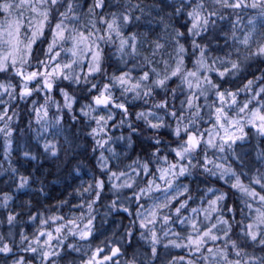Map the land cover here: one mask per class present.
I'll list each match as a JSON object with an SVG mask.
<instances>
[{
  "label": "clouds",
  "instance_id": "1",
  "mask_svg": "<svg viewBox=\"0 0 264 264\" xmlns=\"http://www.w3.org/2000/svg\"><path fill=\"white\" fill-rule=\"evenodd\" d=\"M229 2L0 0V22L20 23L14 63L0 36V264H264V131L249 123L264 101V0ZM218 92L237 100L225 106L234 141L213 128ZM217 196L193 229L191 209ZM50 216L65 218L61 233L40 224ZM211 225L218 239L193 247Z\"/></svg>",
  "mask_w": 264,
  "mask_h": 264
},
{
  "label": "snow or ice",
  "instance_id": "2",
  "mask_svg": "<svg viewBox=\"0 0 264 264\" xmlns=\"http://www.w3.org/2000/svg\"><path fill=\"white\" fill-rule=\"evenodd\" d=\"M31 3L32 0H20V4L23 6H28L31 7ZM99 7V4L97 5ZM9 7V12H10V7ZM226 7H231V8H241V7H247L246 3H242L241 0H230V2L226 5ZM33 11H36V9H32ZM200 20V16L199 14H197V21ZM195 26V24H194ZM109 27H112V25H109ZM20 30V23H19V18L18 17H11L6 19L3 22H0V36H3L5 34H7L8 37V43L10 44V51L8 53V56H10L12 58L13 63L16 60V57L19 54V41H18V33ZM59 37L61 39H63L64 37V31L61 30L60 33L58 34ZM81 39L86 40L87 37L81 33L80 34ZM74 41H76L77 43H79V41L77 40L76 37L73 38ZM7 60V57H0V67H2L5 62ZM34 75V74H33ZM123 75V74H122ZM122 83L124 84H130L132 87H138L137 85L132 84L131 81H128L127 79H123ZM191 86V85H190ZM48 87H51V85H48ZM261 92H264V89L261 90ZM260 92L255 93L257 99H259L260 97ZM231 98V99H229ZM109 97H103V98H97V103H105L109 100ZM197 101V105L199 102V97H192L190 96L188 98L189 101V106L191 107L193 100ZM237 103V100L234 96L233 93H228L227 95H225L224 92H218L217 94V101L216 103L212 106V113L214 116V120H215V124L213 125V128H219L220 130H223L225 132V135L223 137H221L224 142H228V141H234L236 139V136L234 135V132L230 133L228 131L229 128H235V125L237 123L236 119L231 118L227 109H226V105L232 104L235 105ZM123 110H127L126 107L124 105L120 106ZM249 108V103H245L243 105V107H241L240 111L244 112L246 109ZM261 109H264V101L260 102V106L257 108H253L251 110V115H250V119H249V123L252 124L254 127H257L258 129H260L261 131H264V111H262ZM225 121H228V125L226 126ZM95 131V130H94ZM104 129H101L100 132H104ZM208 135H209V142L211 143L213 139L219 137V132H216L215 134H213L212 130L209 129L208 130ZM188 139V143L191 146H198L200 141L203 139V135L201 136H197L194 132L190 133L187 137ZM177 156L180 155L179 152L176 153ZM175 166H173L174 168ZM183 171V169H182ZM169 174L168 169H164L161 172V179H164L167 175ZM151 183V182H150ZM159 187V185H157V188ZM234 187H236V185H234ZM241 192H246L247 189L244 186H241L239 189ZM250 195V193H249ZM9 198H10V193L9 192H3L2 195H0V207H4L6 206V204L9 202ZM137 200L140 199L139 196L136 197ZM221 199L220 196H217L215 199L209 200L207 203V206H201L199 208H192L191 212H192V219L188 221L189 225L193 228V229H197L198 225H199V220L200 217L206 216L209 219H212L214 216V213L216 211H218V207H217V202L218 200ZM170 203V201H169ZM167 205L164 203H160L157 204L153 207V209L147 214L150 218H151V222H155L156 220H158L160 218V210L163 209L164 207H166ZM186 204H181L179 207H176L175 212L177 215L180 214L181 212V208L186 207ZM7 219L9 221H12L14 219L13 215L11 213L8 214ZM35 219V217H34ZM64 217L63 216H50L48 219H41L39 222L41 225H46L48 223L49 220H51V222L53 224L56 225L55 228V233L59 234L63 231L65 224L64 223H60L62 221H64ZM163 219L167 222L168 221V217L165 216L163 217ZM187 219V218H185ZM183 223V220L181 221ZM69 225H74L75 226V221L74 220H67L66 222ZM141 226H144V222H141ZM257 228H260L261 226H264V209H257V215H256V225ZM215 225H211L207 228H204L201 231H198L197 233L190 235L189 236V242L190 244L195 247V248H199V245L203 242H205L206 238H210L211 240H216L218 239L217 235L214 234L213 229H214ZM248 233L249 235L255 239L256 237V233L252 232V228H253V224L250 222L248 224ZM45 231H41L40 232V236L43 237L45 236ZM84 236L89 235V233L85 232L83 233ZM48 239L51 240L53 238V233L52 232H48L47 233ZM37 243H40L39 240H37ZM116 250H113V252L115 253ZM209 252H212V249L209 248ZM45 255L47 256V253H45ZM108 257H104V260H107ZM207 259V257H206ZM87 264H103V261H101L98 257V254L96 256L93 257L92 260H89L87 262ZM189 264H191V262H189Z\"/></svg>",
  "mask_w": 264,
  "mask_h": 264
}]
</instances>
